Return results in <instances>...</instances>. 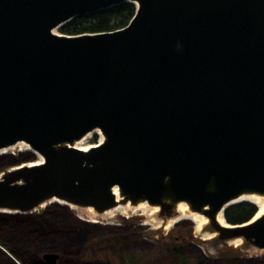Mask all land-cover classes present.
<instances>
[{"label": "water", "instance_id": "obj_1", "mask_svg": "<svg viewBox=\"0 0 264 264\" xmlns=\"http://www.w3.org/2000/svg\"><path fill=\"white\" fill-rule=\"evenodd\" d=\"M125 3L120 30L54 33ZM95 130L97 146L70 147ZM17 143L42 162L0 178V211L55 199L100 214L115 189L167 217L184 203L264 251V215L223 217L264 197V0H0V150Z\"/></svg>", "mask_w": 264, "mask_h": 264}, {"label": "rangeland", "instance_id": "obj_2", "mask_svg": "<svg viewBox=\"0 0 264 264\" xmlns=\"http://www.w3.org/2000/svg\"><path fill=\"white\" fill-rule=\"evenodd\" d=\"M54 33L59 34L57 29ZM92 138H95L94 144L99 140V137L91 132L85 139L83 145H93L91 144ZM12 152L13 154L10 156L5 155L0 157V178L6 173L14 170L15 166L9 167L8 165H10L13 159L17 158L18 155H20L22 160L28 159L31 155L29 152H18L16 149ZM31 156L34 157L35 161L37 160L35 155ZM51 207H55V210L61 216L66 212L71 216L72 220L74 218L73 216H76L83 222L76 219L75 221H77V223L71 222L77 224L79 227L86 228V230L78 232L80 235L79 239H74L72 236L69 237V243H67L69 247L65 246L66 250L62 252L65 255L64 260H67L72 254H79L81 251H83L82 255L92 251L94 254H89L84 259L91 264L97 262L101 264H123L120 258L125 257L127 259V264H134L131 255L136 252L139 254L136 256L140 258V264H168L172 258L169 256V253H166L165 249H170L175 246H181L186 256L191 259L202 260L205 264H211V262L224 264L228 263L227 261H231L232 264H259L258 262L253 263L252 261L264 259V251H256L245 241L241 240V243L235 246L231 244L229 240H221L220 235H218L209 224H207L200 233L196 230L195 224L188 220H181L168 228H165V223L158 227L157 223H163V221L172 217H167L160 212L155 215L145 216L141 214V212L129 214L118 211L108 219L95 216L85 208L71 210L61 206L58 207V205L55 204H47L34 211L35 213L32 215L40 213V216H42L43 212L47 209L50 210ZM4 223L9 227L6 236L16 247L15 249L11 246V251L16 254L18 260L13 259L1 249L0 252H2L12 264H19L18 261L22 263L26 262L25 258L28 256H25V254L28 253V251L24 249L26 239L23 237L25 233V230L22 228L23 226L21 224L20 226H16L12 220H8ZM50 225H54V220L50 221ZM3 234L5 233L3 232ZM92 236H95L96 239H92ZM59 239L64 243L65 237H57L52 240H57L58 242ZM84 239H87V243L84 242ZM90 239H92V241H99L100 244L97 246H108L102 247L101 252L98 253L95 244H88ZM117 239H123L124 243L121 246H116ZM81 241L84 242L82 246L80 245ZM27 249L32 253L31 256L35 257V253H33L34 250ZM192 251L196 254L195 256H193L194 254L187 253ZM44 254L54 253L43 252L39 254V256ZM73 262H75L74 258H69L68 263L72 264ZM0 264L3 263L0 262ZM261 264H264V262Z\"/></svg>", "mask_w": 264, "mask_h": 264}, {"label": "trees", "instance_id": "obj_3", "mask_svg": "<svg viewBox=\"0 0 264 264\" xmlns=\"http://www.w3.org/2000/svg\"><path fill=\"white\" fill-rule=\"evenodd\" d=\"M135 12V7L132 4L125 3L118 6H114L105 10H101L95 13L87 14L85 16L76 17L73 20L69 21L68 23L62 25L57 29L58 33L60 35L64 36H78L82 34H97V33H104V32H113L116 30H120L124 28L128 22L131 20ZM95 138H92L91 144H94ZM29 152V151H25ZM29 154L34 155L32 152H29ZM29 156L28 159L22 160L20 155H18L17 158H14L12 163L8 165L9 167H16L20 163H25L33 160L34 157ZM5 156V155H3ZM10 156V155H9ZM1 157V156H0ZM4 158V157H3ZM37 158V157H36ZM58 205V204H55ZM64 207L69 209L66 206L58 205V207ZM257 207H254L253 205L249 203H239L232 206L227 207L223 212V217L225 222L228 225L235 226V225H241L246 222H248L254 215L257 213ZM0 249L5 252L7 255H10L13 259L18 260L16 254L11 251V246H13L15 249L13 242H11L8 237L6 236V233L8 232V226L4 223L8 220H12L16 226H20V224L23 226L22 228L25 230V233L23 237L26 239V244L24 249L28 251V253L25 254L26 262H19V264H42L38 261L37 257H39V254L43 252H57L60 254V260L58 264H69V258H74V261L72 264H91L89 261L84 260L89 254H94L92 251H89L88 253L82 255L83 251H81L79 254H72L67 260L65 259V255L62 253L66 250L65 246H68L67 243H69V237H73L74 239H79L80 235L78 234L79 231H84L86 228L79 227L77 224V221H75V218L73 220L71 219V216H69L66 212L63 216H61L56 210L55 207H51L50 210H46V213L40 217H31V218H23L19 216L24 215H6L0 213ZM67 214V215H66ZM8 216H15V217H8ZM62 218V219H60ZM28 219V220H25ZM54 220V225H50V221ZM75 223H72V222ZM92 223V222H91ZM73 224V226H72ZM94 224V223H92ZM16 227L15 225H13ZM86 226V225H81ZM88 227V226H87ZM97 228V227H96ZM78 230V231H77ZM3 232L5 234H3ZM62 238L65 237L64 243L59 239L52 240L54 238ZM95 238V236H92V239ZM90 239L88 242L89 245L95 244L97 247L98 253L101 252L102 247H106L108 245L104 246H97L99 241ZM96 239V238H95ZM85 240V239H84ZM117 239L116 246H121L124 241L123 239ZM119 241V242H118ZM87 243V239L84 241ZM81 241L80 245L84 243ZM69 247V246H68ZM33 249L35 253L34 256H31V252L27 249ZM71 250V249H70ZM166 253H169V256H171L172 260L168 264H205L204 261L191 259L188 256L184 254L183 249L181 246H175L170 249H165ZM37 253V254H36ZM136 255H139L135 252V254H132V260L134 264H140V258ZM194 254L193 256H195ZM196 260V261H195ZM120 261L123 264H127V259L120 258ZM0 262L3 264H12L7 257H5L2 252H0ZM228 263L224 264H232L231 261H227ZM253 263H263L264 259L262 260H253ZM94 264V263H93ZM95 264H101L100 262ZM212 264H221V263H212Z\"/></svg>", "mask_w": 264, "mask_h": 264}, {"label": "bare ground", "instance_id": "obj_4", "mask_svg": "<svg viewBox=\"0 0 264 264\" xmlns=\"http://www.w3.org/2000/svg\"><path fill=\"white\" fill-rule=\"evenodd\" d=\"M93 133H95L99 137L98 142H101L102 137L99 134V132L97 130H95V131H93ZM88 135L89 134L85 135L79 141L74 142L70 147L78 149V150H82V151L88 150L90 147L83 145L84 141L88 137ZM15 149L18 152H23V151L32 152V150L29 147H27L25 144L17 143L13 146L1 149L0 150V156L12 155L13 154L12 151ZM41 162H42V159L37 157V160L35 162H33L32 164L26 165V166L31 167V166L39 165ZM111 192H112V196L114 197V200L116 202V205L113 208H110V209H108V210H106L100 214L95 213L90 208H85V209L92 212V214L95 216H98L101 218H108V219L111 218L118 211H122L123 213H129V214L130 213L132 214L135 212H141V214H143L145 216H151V215H155L156 213H158L159 208L157 206H149L144 202L143 203L138 202L134 205L129 204L128 202L121 204L120 203L121 197L118 195L117 191L115 189H112ZM242 201L252 203L255 207H257V209H258L257 213L254 215L252 220H256V219H258L264 215V197L263 196H258V195H254V194H247V195H242L235 200V202H242ZM47 204L63 205V206L68 207L71 210L79 209L73 205H70V204H67L65 202L55 200V199H50L48 201H45L44 203L40 204L36 209L38 210L42 206L47 205ZM174 212L176 215L172 216L170 219H168L166 221H163V223L162 222L157 223V226L159 227L165 223V228H168L169 226H172L181 220H188V221L192 222L193 224H195L196 230L200 233L201 230H203V228L208 224V220L203 215L190 211L188 206L185 205L184 203L175 204L174 205ZM0 213L6 214V215H26L23 213H10V212H6V211H0ZM214 222L220 227H223V228L226 227L223 220H222L221 212H218L216 214ZM204 236H207V235H204ZM229 242L235 246H238L241 243V240L240 239H232V240H229Z\"/></svg>", "mask_w": 264, "mask_h": 264}, {"label": "flooded vegetation", "instance_id": "obj_5", "mask_svg": "<svg viewBox=\"0 0 264 264\" xmlns=\"http://www.w3.org/2000/svg\"><path fill=\"white\" fill-rule=\"evenodd\" d=\"M33 213H35V212H33ZM33 213H31V214H26V215H24V216H19V215H16V216H19V217H23V218H31V217H40V213L39 214H37V215H32ZM46 213V211H44L43 212V215ZM175 215V214H174ZM173 215V216H174ZM8 217H15V216H8ZM76 220H78V221H81V220H79L76 216H73ZM25 220H28V219H25ZM81 222H83V221H81ZM188 254H195L193 251L192 252H187ZM184 254H185V252H184ZM54 255L57 257L56 259H55V261H54V263H52V264H58L59 263V260H60V255L57 253V252H54ZM42 256L43 255H41V256H39V257H37V259H38V261L39 262H41L42 264H49V263H46V261L44 260V259H42ZM196 261V260H195ZM202 261V260H201ZM207 263V262H206ZM213 262H211V264H212Z\"/></svg>", "mask_w": 264, "mask_h": 264}, {"label": "built area", "instance_id": "obj_6", "mask_svg": "<svg viewBox=\"0 0 264 264\" xmlns=\"http://www.w3.org/2000/svg\"><path fill=\"white\" fill-rule=\"evenodd\" d=\"M98 143V142H97Z\"/></svg>", "mask_w": 264, "mask_h": 264}]
</instances>
